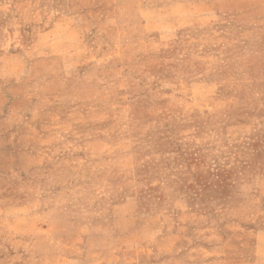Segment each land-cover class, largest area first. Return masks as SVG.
<instances>
[{"label": "rangeland", "instance_id": "rangeland-1", "mask_svg": "<svg viewBox=\"0 0 264 264\" xmlns=\"http://www.w3.org/2000/svg\"><path fill=\"white\" fill-rule=\"evenodd\" d=\"M0 264H264V0H0Z\"/></svg>", "mask_w": 264, "mask_h": 264}]
</instances>
